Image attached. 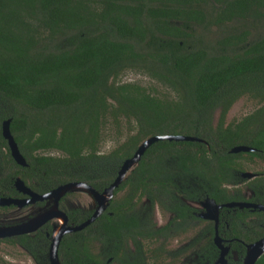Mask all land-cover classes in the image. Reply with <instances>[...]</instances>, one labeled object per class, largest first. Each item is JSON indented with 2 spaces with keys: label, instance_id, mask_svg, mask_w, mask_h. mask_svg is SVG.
I'll return each mask as SVG.
<instances>
[{
  "label": "trees",
  "instance_id": "16d2710c",
  "mask_svg": "<svg viewBox=\"0 0 264 264\" xmlns=\"http://www.w3.org/2000/svg\"><path fill=\"white\" fill-rule=\"evenodd\" d=\"M248 20L251 27L264 23V0H0V120L10 119L29 169L95 189L108 187L146 138L201 139L160 140L145 150L114 190L111 215L93 223L106 234L96 236L100 242L142 235L131 229L134 199L174 201L186 193L236 200L222 184L236 182L242 160L264 162V31L250 32ZM126 70H142L165 88L118 83ZM243 97L259 106L226 124ZM107 119L117 132L126 122L125 139L102 156ZM240 145L254 151L230 152ZM50 150L62 155H46ZM88 229L76 244L68 236L61 241L73 264L91 262Z\"/></svg>",
  "mask_w": 264,
  "mask_h": 264
},
{
  "label": "flooded vegetation",
  "instance_id": "af4514ba",
  "mask_svg": "<svg viewBox=\"0 0 264 264\" xmlns=\"http://www.w3.org/2000/svg\"><path fill=\"white\" fill-rule=\"evenodd\" d=\"M3 121L0 123V137L5 140L7 148L1 145V139L0 254L3 250L17 256L26 264H54L51 262L50 250L53 230L61 224L57 214L59 212L65 214L67 226H76L74 222L79 218L87 216V220L95 213L98 203L91 196L92 204L89 205V210L73 205V202L64 208L62 203L70 191L60 196L56 202L50 198H40L62 184H58L56 175H46L39 167L29 169L23 154L21 155L26 165L15 162L7 140L2 135ZM251 159L261 162L263 170L254 173L240 170L236 182L222 184L221 187L227 190L224 194L235 195L236 200L217 203L212 199L216 205H221L216 214L214 206L207 204V199L210 198L189 199L185 196L186 193L177 195L178 199L174 201L160 197L153 200L145 197L134 199L135 206L131 210L137 225L131 229L142 232V235H137L135 239L128 237L126 232L120 236V240L100 242L96 239L97 235L106 234L102 231L97 232V226L93 223L104 213L111 215L108 209L111 197L106 207L92 222L80 230L62 235L57 248L59 264L73 262L71 256L65 257L67 253L61 248L63 238L71 237L76 244L77 233L87 226L89 229L84 234L88 237L91 260L88 264H243L247 246L256 241L255 236H258L257 240L264 238V162L255 156ZM243 173L251 175L248 177ZM242 181L248 183L246 188L241 190L238 184ZM230 187H236V191H230ZM92 188L99 193L105 189ZM126 190L128 189L124 188L116 196L126 194ZM217 192L221 193L219 190ZM246 192L247 196L244 194ZM229 203L247 206L229 207L227 206ZM123 210L127 211L126 208ZM236 210L244 214L242 219L240 216L236 217ZM159 212L165 214L164 220ZM35 219L39 222L42 219L45 221L37 227H32L33 223L30 222ZM19 230L27 231L16 233ZM191 234L194 235L190 237ZM184 236H187L184 242L176 246L172 244ZM114 241L119 245L113 244ZM263 256L264 252L256 262ZM0 264H3L1 257Z\"/></svg>",
  "mask_w": 264,
  "mask_h": 264
},
{
  "label": "water",
  "instance_id": "95a60500",
  "mask_svg": "<svg viewBox=\"0 0 264 264\" xmlns=\"http://www.w3.org/2000/svg\"><path fill=\"white\" fill-rule=\"evenodd\" d=\"M219 113V109H217ZM10 119H5L2 122L1 129H2V135L7 140V144L10 150V153L12 154L13 159L16 163L20 165H26V161L24 157L21 155L18 146L14 140V137L12 136L10 132ZM160 140H168V141H201V139L194 137V136H186V135H155L151 136L149 138L144 139L137 147L136 151L134 152L133 156L129 159H126L121 167L119 168L117 175L113 182L106 187L102 193H99L95 191L89 184L85 182H69L62 184L58 186L56 189L52 190L51 192L41 196L40 198H50L53 199L54 202H56L60 196L64 195L66 192L72 191V190H83L86 191L90 196L96 199L98 203V207L95 211V213L86 221L83 223L76 225V226H67L66 225V216L64 213L59 212L57 214V217L61 219V224L54 228L53 230V236H52V244H51V250H50V257L51 262L54 264H59L58 258H57V248L59 241L63 234L67 232L77 231L85 227L87 224L92 222L99 214L100 212L106 207L107 201L112 197L113 190L126 178L127 174L134 169V167L137 165L138 161L140 160L142 154L145 152V150L154 142L160 141ZM254 150L251 147L248 146H235L231 148L230 152L237 153V152H247ZM243 175L250 176L249 173H243ZM18 182V181H17ZM19 183H21L19 181ZM17 183V184H19ZM22 184V183H21ZM207 204L214 206L215 214L217 213L218 208L221 207V205H216L212 199H207ZM247 206V204H241V203H229L227 206ZM264 209V208H263ZM216 219V218H215ZM45 219H42L40 222L35 219L31 221L32 227H37V225L41 224ZM14 229V228H11ZM7 231V229L5 228ZM27 230H19L16 233H23ZM217 241V240H216ZM221 246V245H220ZM264 252V238H261L254 243L247 246L246 255L244 258L243 264H254L257 260V258Z\"/></svg>",
  "mask_w": 264,
  "mask_h": 264
},
{
  "label": "rangeland",
  "instance_id": "374dc122",
  "mask_svg": "<svg viewBox=\"0 0 264 264\" xmlns=\"http://www.w3.org/2000/svg\"><path fill=\"white\" fill-rule=\"evenodd\" d=\"M249 20L246 21L244 24L246 28L250 32H261L264 31V23L261 24L259 27L258 24H255V27H251L249 25ZM239 26L238 24H236ZM218 33L217 28L213 27V33ZM137 83L142 86H147V87H152V86H157L159 89L163 90L165 87L161 85L160 83L156 82L155 79L149 77L147 74H145L142 70H126L123 72L119 77H118V83ZM259 104L255 101H252L250 99H247L245 97L238 99L231 108L229 109L226 117H225V123L232 122L234 120H239L242 117L252 113ZM8 106H6L4 109H6ZM219 117L218 111H215L213 116H212V123L213 125L217 124ZM1 123V120H0ZM121 125V131L117 132L116 127L114 126L113 122L110 119H107L106 122V127L102 131V136L99 140L97 151L99 155L105 156L111 150L116 148L124 139H125V131L123 128H125L126 122L122 121L120 122ZM45 154H50L52 156H61V152L57 150H50V151H45ZM237 167H240L243 172H258L263 170V164L259 162L257 159L251 160V161H246L242 160L240 164H238ZM248 181H242L238 184V188L245 189ZM230 191H236V187H230ZM234 191V192H235ZM246 191V190H245ZM64 201H63V207L67 208L71 203L73 202V205H78L83 207L84 209L89 210V205L92 204V197L83 190H72L69 192ZM120 194V193H119ZM248 194V192L244 193ZM13 210V209H12ZM17 210V209H16ZM160 216H162V219L164 220L165 214L159 212ZM194 234H191L193 236ZM187 239V236H184V238L179 239L178 242H172L174 246L178 245L180 242H184ZM0 257L2 258L3 264H26L24 261H22L20 258L17 256H13L11 254H8L7 252L3 251L0 254Z\"/></svg>",
  "mask_w": 264,
  "mask_h": 264
}]
</instances>
